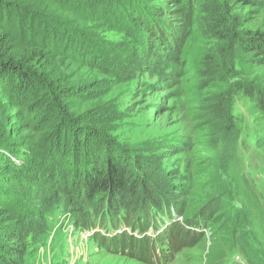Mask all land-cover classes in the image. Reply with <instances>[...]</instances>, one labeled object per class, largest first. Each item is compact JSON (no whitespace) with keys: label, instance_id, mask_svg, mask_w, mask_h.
Returning a JSON list of instances; mask_svg holds the SVG:
<instances>
[{"label":"rangeland","instance_id":"obj_1","mask_svg":"<svg viewBox=\"0 0 264 264\" xmlns=\"http://www.w3.org/2000/svg\"><path fill=\"white\" fill-rule=\"evenodd\" d=\"M158 3L160 16L178 30L183 28L186 19L188 21L182 39L184 46L179 53L171 46L175 35L165 37L163 31L158 37L149 32L148 36L124 38L126 47H119L110 58L118 69L127 68L120 79L77 64H70L67 72L75 71L71 76H84L89 82L80 89L97 94L94 101L84 102L79 113L83 111L85 116H80L97 126L96 131H102L106 138L102 144L109 139L105 143L108 150L126 148L140 156L142 175L151 179L149 184L153 185L159 201L168 203L162 210L166 213L155 218L159 233L175 215L176 222L184 226L185 231L202 233V237L173 255L167 243L142 260L123 255L120 249L111 250V245L104 244L105 240L99 241L102 236L98 234L107 237L124 231H129L130 235L134 232L125 226L118 229L109 226L105 231L96 228L93 222L91 227H85L89 222L81 226L77 217L84 218L80 216L82 210L92 218L87 210L75 207L68 198L45 206L43 198L36 195L35 188L42 187L41 179L49 176L50 192H57L62 186L55 163L41 160L52 144L54 150L62 148L63 158L67 153L70 159V147L75 148L72 142L65 150L64 143L53 139L61 131V125L37 147L32 145L30 137L12 135L13 130L7 126L0 136L1 145L32 149L29 167L24 173H16L17 180H28L27 192L12 191L15 193L12 196L11 192H6L7 198L17 199V206L11 211L0 207V227L12 224L9 218L15 213L20 212L17 219L19 215L33 217L25 218L24 242L22 239L19 245L18 241L8 244L15 246V251L20 246L27 249L23 258L11 259V262L16 261L14 264H148L147 259L152 264L154 258L157 259L154 264H264V114L239 88L241 83H248L264 90V61H257L250 51L245 53L235 36L238 34L248 42L259 35L264 37V0H246L245 3L158 0ZM213 11L226 19L228 32L212 27L213 20L209 16ZM101 32L99 38L116 41L117 32L111 26L103 24ZM226 90L222 107L224 111V107L229 108L228 114L225 113L233 115L238 135L233 152L228 151L227 139L221 144L218 137L224 118L218 114ZM85 126L87 124L82 128ZM75 151L73 149L72 153ZM53 158L61 167L67 161ZM51 170H54L53 175H49ZM37 179L40 182L37 183ZM5 189L10 191V187ZM24 199L28 202L25 209H17ZM176 207L185 215H178ZM205 208L208 219L205 226L190 228L184 223L187 218L203 213ZM38 212L39 218L36 217ZM150 227L146 235L153 237L156 234ZM173 233L171 227L165 234ZM2 250L6 251L3 247ZM162 251L167 258H163Z\"/></svg>","mask_w":264,"mask_h":264},{"label":"trees","instance_id":"obj_2","mask_svg":"<svg viewBox=\"0 0 264 264\" xmlns=\"http://www.w3.org/2000/svg\"><path fill=\"white\" fill-rule=\"evenodd\" d=\"M235 2L245 3L246 0ZM160 10L158 0H0V136L9 126L14 131L11 132L12 135L18 134L24 139L30 137L32 145L37 147L51 131L61 125V131H56L57 135L53 139L64 143L65 150L72 142L75 148L70 147V159H67V153L63 158L60 153L62 148L56 147L54 150L55 145L52 144L41 160L55 163L62 186L57 192H50V187H47L49 176L41 179L42 187L35 188L36 195L43 198L45 206L68 198L75 207L87 210L92 218L82 210L80 216L84 218L77 217L81 226L89 222L85 227H91L93 222L96 228L101 227L105 231L109 226L114 229L129 227L135 235H130L129 231L107 237L97 233L103 237H99V241L105 240L104 244L111 245V250L117 252L120 249L123 255L141 260L167 243L172 255L178 253L191 247L193 242L202 237V233L186 232L178 222L168 224L166 221V227L156 236L159 238L155 242L153 237L146 235L150 226L154 229V234L160 231L155 218L166 213L162 210L168 203L159 201L154 195L153 185L149 184L151 179L142 175L144 172L140 156L126 148L108 150L105 143L109 139L102 144V140L106 139L102 131H96L97 126H93L88 120L84 121L82 116L85 114H82L83 111L79 112L84 102L94 101L97 94L95 91L81 90V85H87L89 80H85L84 76H71L75 71L67 70L70 64H77L100 70L103 75L113 74L120 79L126 74L127 68L118 69L110 58L119 47H126L124 38L148 36L149 32L151 36L158 37L163 31L165 37L168 34L175 35L176 39L172 40L171 46L179 53L184 46L182 39L186 33V25L188 28V21L186 19L183 28L178 30L160 16ZM214 12L209 16L213 20L212 27L217 28V31L222 28L224 32H228L230 27L226 19ZM103 24L111 26L117 32L114 36L116 41L99 38ZM231 34L235 35V32ZM235 36L237 43L245 48V53L250 51L257 61H264L263 36L250 38L249 42L238 34ZM223 64L225 66L226 60ZM239 88L253 106L264 114V90L248 83H241ZM226 93L227 90L220 103L221 112L218 115H223L224 118L218 137L221 144L224 138L227 139L228 151L233 152L238 135L235 133L233 115L230 111L231 116L226 115L229 108L224 107L227 110L224 111L222 107ZM46 115L53 118L47 119ZM84 124L87 127L82 128ZM73 149L76 151L72 153ZM31 150L0 144V207L5 206V210L8 207L11 211L14 205L17 206V199L7 198L6 192H11V196L15 194L12 191L27 192L28 180H17L19 175L16 173H24L29 167ZM53 157L62 161L66 158L67 161L61 167L60 162ZM53 174L54 170H51L49 175ZM36 182H40L39 179ZM8 187L10 191H6L5 188ZM33 190H30L31 194ZM3 199L5 202L1 201ZM171 201L175 203L173 198ZM27 204L24 199L19 202L17 209H25ZM177 207L176 213L184 216ZM205 212L206 208L203 213L187 218L184 223L190 228L192 225L205 226L208 222ZM19 213L9 218L11 226L0 227V264H14L16 261L11 262V259L15 256L23 258L27 250L20 246L15 251V246L8 245L12 241H18L19 245L22 239L24 242L25 218L33 219L32 215H19L20 218L17 219ZM39 216L38 212L36 217ZM171 227L173 235H166L167 229ZM167 256L163 254L164 259ZM154 260L157 261L154 258L152 264ZM147 262L150 264L149 259Z\"/></svg>","mask_w":264,"mask_h":264}]
</instances>
